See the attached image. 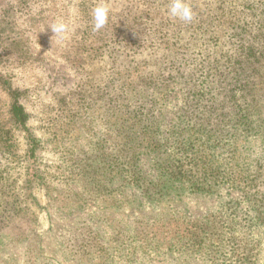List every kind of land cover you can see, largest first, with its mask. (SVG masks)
<instances>
[{"label":"rangeland","instance_id":"374dc122","mask_svg":"<svg viewBox=\"0 0 264 264\" xmlns=\"http://www.w3.org/2000/svg\"><path fill=\"white\" fill-rule=\"evenodd\" d=\"M169 2L0 0V264H238L242 236L264 264V209L256 214L243 190L264 163V59L238 78L237 97L250 93L245 116L227 103L234 115L221 116L218 148L182 136L199 117L180 83L148 87L154 65L134 89L113 81L105 52L119 46L126 12L165 13ZM99 3L112 14L94 32ZM55 20L69 25L66 38ZM121 72L135 85L143 71ZM17 91L25 128L10 113ZM138 95L147 109L133 126L126 102ZM231 228L237 245L222 240Z\"/></svg>","mask_w":264,"mask_h":264},{"label":"trees","instance_id":"16d2710c","mask_svg":"<svg viewBox=\"0 0 264 264\" xmlns=\"http://www.w3.org/2000/svg\"><path fill=\"white\" fill-rule=\"evenodd\" d=\"M190 5L195 13L191 23L170 18L167 12L153 11L152 8L150 10L142 8L132 14L127 11V19H130V22H126L125 27L127 28L116 30V33L121 30L122 34L121 37H116V40H119V46L110 50L106 49L105 56L114 68L113 81L119 80V87L122 90L129 87V89H134L140 82H146L148 69L153 65L155 68L154 72L150 70V82H146L149 83L148 87L155 89L169 83H180L186 98L185 105L187 107L189 105L188 112L192 109L194 116L199 117V119L191 120L193 124H189L188 128L183 127L188 131L182 136L189 139L193 134L195 140L200 142L202 149L218 148L217 144L222 141L219 138L222 125L221 116L234 115V111L228 107L227 103L240 106L250 97L249 92L237 97L239 77L246 78L255 71L257 73L262 67L264 0H191ZM225 16H229L226 26ZM116 68H118V73ZM127 68L134 74L143 71L137 74L138 76L136 75L138 79L135 85L127 83L130 77L125 80L119 79L121 71ZM4 83L8 84L12 91L11 82L6 79ZM111 89H113L112 86ZM20 93L17 91L13 94L15 99L10 113L15 124L25 128L28 113L20 99ZM141 96L138 95L126 102L128 108L134 102L133 107L128 110V114L135 119L133 126L142 120L141 115L146 114L147 101ZM147 97L149 96L143 98ZM240 99H242L241 103H239ZM150 101L152 104L149 107L155 106L153 100ZM240 107L237 108L238 111L241 116H245L244 108ZM209 108L212 111L210 118L212 123L209 121L206 123L203 119L205 110ZM257 126L251 123L247 129L251 130L250 127ZM191 149L198 151L194 146ZM260 161L257 162L256 172L243 188L256 214H258V208L264 209V189L261 188L264 185V163ZM183 175L189 179V174ZM245 181L247 178L243 179V182ZM253 218L251 216L245 218L250 226L254 224ZM259 222L264 225V216ZM224 223L228 225L229 222L224 221ZM236 231V228H231V231L227 233L230 235H225L222 240L234 245L235 239L239 237L235 235ZM241 241L246 244L245 247H241L246 249L248 245L249 249L245 250V254L242 255L244 251L242 248L238 264H255L252 252L255 246L251 242H246L244 236L241 237Z\"/></svg>","mask_w":264,"mask_h":264},{"label":"clouds","instance_id":"9594fccd","mask_svg":"<svg viewBox=\"0 0 264 264\" xmlns=\"http://www.w3.org/2000/svg\"><path fill=\"white\" fill-rule=\"evenodd\" d=\"M112 14L111 7L106 3L97 4L90 12L92 20V30L99 32L108 24ZM167 14L170 18L180 20L185 23H191L195 13L187 0H170L167 6ZM56 36L66 38L69 32V25L62 20H55L49 25Z\"/></svg>","mask_w":264,"mask_h":264}]
</instances>
